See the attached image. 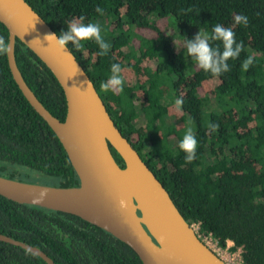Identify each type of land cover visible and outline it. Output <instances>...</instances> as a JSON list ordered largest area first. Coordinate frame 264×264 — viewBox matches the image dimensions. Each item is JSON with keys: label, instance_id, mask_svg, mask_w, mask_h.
Here are the masks:
<instances>
[{"label": "trees", "instance_id": "obj_1", "mask_svg": "<svg viewBox=\"0 0 264 264\" xmlns=\"http://www.w3.org/2000/svg\"><path fill=\"white\" fill-rule=\"evenodd\" d=\"M59 36L80 16L101 26L111 44L98 55L93 40L67 44L92 81L106 110L158 178L182 217L211 232L220 245H240L242 264H264V0H25ZM97 7L103 14L97 12ZM248 16L236 25L234 16ZM173 21L180 39L215 24L231 27L244 45L229 60L230 71L201 70L156 20ZM165 19V20H166ZM167 22V21H166ZM0 36L7 29L0 21ZM149 58L140 67L143 44ZM219 42H214V46ZM222 47V45H221ZM15 63L42 104L63 119L65 99L50 69L17 37ZM255 58L247 71L241 68ZM112 63L122 67V92L100 89ZM135 79L129 81L131 68ZM139 91H136V89ZM183 99L181 108L173 102ZM174 110V111H173ZM177 116L179 118L177 119ZM210 123L219 125L211 131ZM192 127L198 145L188 163L178 147ZM114 160L123 165L110 145ZM37 173L47 182L31 180ZM0 174L53 185H75L78 177L55 133L32 108L0 55ZM0 232L35 245L55 264H141L137 254L110 232L80 216L0 194ZM0 264H47L39 255L0 240Z\"/></svg>", "mask_w": 264, "mask_h": 264}, {"label": "water", "instance_id": "obj_2", "mask_svg": "<svg viewBox=\"0 0 264 264\" xmlns=\"http://www.w3.org/2000/svg\"><path fill=\"white\" fill-rule=\"evenodd\" d=\"M0 21L12 46L6 54L12 78L59 139L78 177L77 184L61 186L0 174V194L76 214L125 242L141 264H225L198 238L167 190L114 124L68 46L62 50L45 38L56 34L46 21L25 0H0ZM15 37L39 57L61 86L66 105L63 119L54 116L25 83L14 59ZM108 144L122 158V166L114 160ZM0 240L55 264L35 245L2 232Z\"/></svg>", "mask_w": 264, "mask_h": 264}, {"label": "clouds", "instance_id": "obj_3", "mask_svg": "<svg viewBox=\"0 0 264 264\" xmlns=\"http://www.w3.org/2000/svg\"><path fill=\"white\" fill-rule=\"evenodd\" d=\"M97 12L103 14V10L97 7ZM234 23L236 25H248V16L246 14H237L234 16ZM45 38L55 43V46L64 49L69 42L79 49L82 41L93 40L98 46V55H107L111 44L107 42L103 35L101 26L98 23L87 22L85 18L80 16L77 19L71 20L67 24V31L62 32L59 36L56 34H47ZM214 42H219L214 46ZM222 45V47H221ZM243 42H237L236 34L231 27H225L220 23L215 24L211 33L208 31H198L192 39L185 37L183 40V50L187 55L195 61L196 65L206 73H211L213 76H220L221 74L230 71L228 61L236 60L240 57L243 51ZM12 51V46L3 36H0V55H6ZM255 58L252 55L247 56L241 63V68L247 71L254 63ZM124 77L122 75V67L119 63H112L110 66V76L106 81H101L100 89L104 92H122L124 87ZM183 99L177 98L175 106L181 108ZM219 125L210 123L211 131H216ZM198 141L194 134L192 127H188L182 139L178 143V147L185 153V160L191 163L196 157V148ZM43 195V193L41 194Z\"/></svg>", "mask_w": 264, "mask_h": 264}, {"label": "built area", "instance_id": "obj_4", "mask_svg": "<svg viewBox=\"0 0 264 264\" xmlns=\"http://www.w3.org/2000/svg\"><path fill=\"white\" fill-rule=\"evenodd\" d=\"M191 226L198 238L219 257H221L225 264H242L240 245L234 247L233 250H230V246L233 244L231 239H226L225 244L222 246L213 237L211 232L203 233L199 231L197 222H192ZM228 242H230L231 245H229Z\"/></svg>", "mask_w": 264, "mask_h": 264}, {"label": "rangeland", "instance_id": "obj_5", "mask_svg": "<svg viewBox=\"0 0 264 264\" xmlns=\"http://www.w3.org/2000/svg\"><path fill=\"white\" fill-rule=\"evenodd\" d=\"M165 19H166V17H165ZM165 19L160 18V19L156 20L157 25H160L163 32L170 35V37L172 39L171 42L176 49L181 48L183 45V40L180 39V37L178 36L177 31L175 30V25H174L173 21H171V19H169V21H170V23H169L168 19H166V20ZM142 46H143L144 56L140 59L139 63L137 65L134 64L133 67H135V66L140 67L141 64L145 63V59L149 58V55L151 54L149 52L150 46L147 43L146 44L144 43ZM129 68H131V67H129ZM133 70H136V69H133ZM133 70L131 68L129 71H126V74L129 76L127 78L129 81H133L135 79V74L138 75L137 72L134 73ZM136 91H139V89L137 88ZM173 103L175 105V102H173ZM178 118H179V116H177V119ZM28 178L31 180H36V181H41V182H47L48 181V179L46 177H43L42 175H39L37 173H34L33 175H29ZM228 243H229V245H231L230 242H228ZM230 250H233V249H230Z\"/></svg>", "mask_w": 264, "mask_h": 264}]
</instances>
